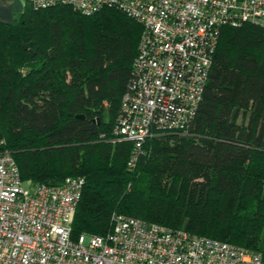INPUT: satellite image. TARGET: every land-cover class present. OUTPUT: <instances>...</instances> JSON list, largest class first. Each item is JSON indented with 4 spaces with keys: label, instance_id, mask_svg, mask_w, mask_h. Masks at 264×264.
I'll return each instance as SVG.
<instances>
[{
    "label": "trees",
    "instance_id": "16d2710c",
    "mask_svg": "<svg viewBox=\"0 0 264 264\" xmlns=\"http://www.w3.org/2000/svg\"><path fill=\"white\" fill-rule=\"evenodd\" d=\"M142 31L113 7L27 5L0 21V152L35 184L84 179L74 238L107 235L118 213L264 258V27H223L187 133L148 138L130 168L134 143L112 131Z\"/></svg>",
    "mask_w": 264,
    "mask_h": 264
},
{
    "label": "built area",
    "instance_id": "2783aa9c",
    "mask_svg": "<svg viewBox=\"0 0 264 264\" xmlns=\"http://www.w3.org/2000/svg\"><path fill=\"white\" fill-rule=\"evenodd\" d=\"M34 10L70 5L84 15L106 7L143 26L134 77L113 127L132 141L134 168L145 141L187 133L203 99L221 31L264 27V0H26ZM23 180L14 155L0 152V264H264L261 253L223 240L114 213L105 236H72L84 187ZM28 184L29 188H26Z\"/></svg>",
    "mask_w": 264,
    "mask_h": 264
},
{
    "label": "crops",
    "instance_id": "0c3cea01",
    "mask_svg": "<svg viewBox=\"0 0 264 264\" xmlns=\"http://www.w3.org/2000/svg\"><path fill=\"white\" fill-rule=\"evenodd\" d=\"M26 5V0H0V21L14 22Z\"/></svg>",
    "mask_w": 264,
    "mask_h": 264
},
{
    "label": "water",
    "instance_id": "95a60500",
    "mask_svg": "<svg viewBox=\"0 0 264 264\" xmlns=\"http://www.w3.org/2000/svg\"><path fill=\"white\" fill-rule=\"evenodd\" d=\"M25 49H26V50H29L30 53H31V55H33V56L36 54L35 51H33L32 49H29L28 45H25ZM79 117H84V116H83V115H79Z\"/></svg>",
    "mask_w": 264,
    "mask_h": 264
},
{
    "label": "rangeland",
    "instance_id": "374dc122",
    "mask_svg": "<svg viewBox=\"0 0 264 264\" xmlns=\"http://www.w3.org/2000/svg\"><path fill=\"white\" fill-rule=\"evenodd\" d=\"M27 6V5H26ZM26 188H29L28 184H25Z\"/></svg>",
    "mask_w": 264,
    "mask_h": 264
}]
</instances>
